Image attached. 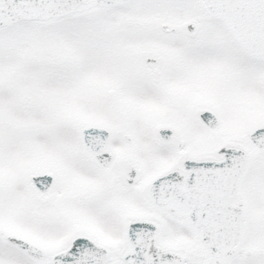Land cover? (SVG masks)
<instances>
[{
	"label": "snow or ice",
	"instance_id": "obj_1",
	"mask_svg": "<svg viewBox=\"0 0 264 264\" xmlns=\"http://www.w3.org/2000/svg\"><path fill=\"white\" fill-rule=\"evenodd\" d=\"M0 264H264V0H0Z\"/></svg>",
	"mask_w": 264,
	"mask_h": 264
}]
</instances>
